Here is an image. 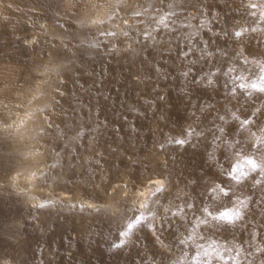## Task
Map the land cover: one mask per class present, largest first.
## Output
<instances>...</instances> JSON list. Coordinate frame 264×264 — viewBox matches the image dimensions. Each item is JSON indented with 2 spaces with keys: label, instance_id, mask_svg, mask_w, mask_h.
Returning a JSON list of instances; mask_svg holds the SVG:
<instances>
[{
  "label": "rangeland",
  "instance_id": "1",
  "mask_svg": "<svg viewBox=\"0 0 264 264\" xmlns=\"http://www.w3.org/2000/svg\"><path fill=\"white\" fill-rule=\"evenodd\" d=\"M262 68L264 0H0V264H264Z\"/></svg>",
  "mask_w": 264,
  "mask_h": 264
},
{
  "label": "snow or ice",
  "instance_id": "2",
  "mask_svg": "<svg viewBox=\"0 0 264 264\" xmlns=\"http://www.w3.org/2000/svg\"><path fill=\"white\" fill-rule=\"evenodd\" d=\"M252 7H255V5H252ZM103 34V33H102ZM110 35H114V33H109ZM125 35H127V33H125ZM237 35H240L239 33H237ZM261 73H264V68L261 69ZM259 79L261 81V85H264V74H261L259 76ZM258 85L256 83H252L251 84V88L260 92V93H264V86ZM239 87L241 89H244L246 87V85L244 84H240ZM248 123L247 120L242 121V124H246ZM258 127L260 128L261 131H264V122H261ZM176 143H184L183 140H177ZM257 155L260 161H264V140L260 141V145L257 147ZM247 165H249L251 167V169L253 171H256L258 168H261V165L258 164L256 162L255 159H247L246 161ZM240 170V166H235L234 167V171H239ZM156 191L158 192H162L163 189H156ZM221 192H223V197L224 198H220V197H213V202L209 205V207L212 208V211H210L208 213V215L210 217H212L213 219L217 220V221H225L228 223H231L234 219L233 215L230 214V212L228 211L229 209V205L231 204V196L229 195V192L224 191L221 188ZM148 206V202L145 201V203L142 205V207H147ZM189 207H191V205H189ZM202 211H207V208L203 209ZM218 212L219 215L215 216L213 213ZM144 219H146L145 217H143V214H141L140 216H133L129 218V222L127 223V229L128 230H132L136 227H140L143 225ZM149 227H151V225H149ZM166 227H168L167 224H161L160 225V229L164 230ZM215 227H219V224H217ZM124 235H127L128 232H124L122 233ZM203 239V237H201ZM207 255V254H206Z\"/></svg>",
  "mask_w": 264,
  "mask_h": 264
},
{
  "label": "bare ground",
  "instance_id": "3",
  "mask_svg": "<svg viewBox=\"0 0 264 264\" xmlns=\"http://www.w3.org/2000/svg\"><path fill=\"white\" fill-rule=\"evenodd\" d=\"M57 83H58V85L56 86V89L59 87V85H60V87H65V81H62V82L60 81V83H59V80H58ZM56 89H55V90H56ZM3 172H4V171H3ZM156 182H157V183H162V180H161V179H157V180L154 181V183H156ZM146 192H148V191H146Z\"/></svg>",
  "mask_w": 264,
  "mask_h": 264
}]
</instances>
